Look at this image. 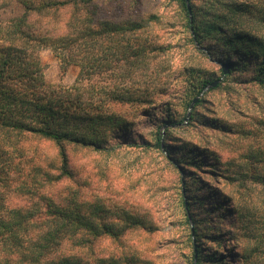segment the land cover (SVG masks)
<instances>
[{
	"label": "rangeland",
	"instance_id": "1",
	"mask_svg": "<svg viewBox=\"0 0 264 264\" xmlns=\"http://www.w3.org/2000/svg\"><path fill=\"white\" fill-rule=\"evenodd\" d=\"M193 4L201 22L226 15L228 24L222 27L227 36L248 30L264 42V0ZM228 6L243 11L231 14ZM83 9L98 28L115 27V39L127 45L138 41V49L146 52L128 83L110 80L107 73L97 81L84 77L83 82L118 88L129 84L137 101L110 103L112 111L125 113L126 124L106 135L99 149L65 147L71 173L65 180L60 179L56 144L27 132L15 140L7 134L13 151L8 149L4 164L14 178L0 185L5 206L41 205V193L54 200L67 196L71 210L82 200L81 210L90 218L114 220V233L93 245L82 241L84 247H79L72 237L62 243L58 256L91 264H196L197 251L209 256L202 264H264V83L256 78L259 57L236 45L232 51L214 37L199 43L174 0H90ZM241 23L245 28H238ZM38 57L46 86L58 90L74 85L77 65L65 68L51 47L42 48ZM222 58L233 60L230 73L221 72ZM209 78L217 83L204 85ZM130 104L135 107L129 109Z\"/></svg>",
	"mask_w": 264,
	"mask_h": 264
},
{
	"label": "trees",
	"instance_id": "2",
	"mask_svg": "<svg viewBox=\"0 0 264 264\" xmlns=\"http://www.w3.org/2000/svg\"><path fill=\"white\" fill-rule=\"evenodd\" d=\"M89 1L46 0L36 4L35 0H0V185H8L14 178L11 168L4 164L5 155L13 151L7 134L15 140L27 132L56 144L62 163L60 179L65 180L71 175L67 145L99 149L106 135L118 133L126 124L125 113L112 111L110 103L137 101L129 84L123 88L103 87L87 85L83 80L89 76L97 81L107 73L105 77L110 80L128 83L136 76L133 67L146 59L145 48L138 49V41L127 45L115 39V27L111 28L113 31L107 30V26L98 28L84 13L83 7ZM174 1L184 10L187 27L199 43L214 37L232 51L236 45L252 58L259 57L256 78L264 83L261 39L248 30L244 33L234 30L233 36H227L222 27V23L228 24L226 15L215 14L201 22L194 11V0ZM228 8L231 14L243 11L237 6ZM4 12L10 16H4ZM239 25L238 28H245L242 23ZM44 47H51L65 68L72 64L79 67L73 86L57 90L45 85L38 57ZM221 62L230 73L233 60L222 58ZM213 81L209 78L204 85ZM103 95L106 97L101 100ZM192 99L187 101L188 105ZM199 103L197 100L195 106ZM160 134L156 132L159 142ZM261 178L260 183L264 184V175ZM45 183L39 184L43 187ZM22 189L23 186L19 187L18 192ZM26 193L31 191L27 189ZM39 196L41 205L7 208L0 194V264H91L80 257L58 256L62 243L72 237L80 241L79 247H84L82 241L93 245L95 239L114 233V220L103 223L100 217L90 218L81 210L82 200L77 202L76 210H71L67 196L58 200L42 193ZM87 235L89 238L85 240ZM195 257L196 264L209 259L201 251L195 252Z\"/></svg>",
	"mask_w": 264,
	"mask_h": 264
},
{
	"label": "water",
	"instance_id": "3",
	"mask_svg": "<svg viewBox=\"0 0 264 264\" xmlns=\"http://www.w3.org/2000/svg\"><path fill=\"white\" fill-rule=\"evenodd\" d=\"M222 69H223V74H226V73H228V68H227V66L226 65H222ZM217 82L215 81V82H212V85H215ZM196 100H194V102H195Z\"/></svg>",
	"mask_w": 264,
	"mask_h": 264
}]
</instances>
